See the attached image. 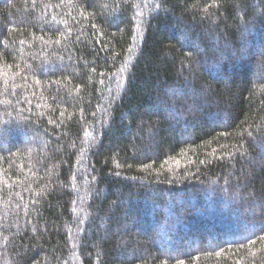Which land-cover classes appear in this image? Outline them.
<instances>
[{
    "label": "trees",
    "instance_id": "obj_1",
    "mask_svg": "<svg viewBox=\"0 0 264 264\" xmlns=\"http://www.w3.org/2000/svg\"><path fill=\"white\" fill-rule=\"evenodd\" d=\"M3 128L0 264H264V0H0Z\"/></svg>",
    "mask_w": 264,
    "mask_h": 264
},
{
    "label": "snow or ice",
    "instance_id": "obj_2",
    "mask_svg": "<svg viewBox=\"0 0 264 264\" xmlns=\"http://www.w3.org/2000/svg\"><path fill=\"white\" fill-rule=\"evenodd\" d=\"M9 131H10V130H9L8 128L0 129V135H6ZM171 159H175V158L172 157ZM178 162H179V161H177V163H178ZM167 163H168V161L165 160V161L163 162V164H161V168H163L164 165L167 164ZM197 259H198V258H197ZM177 264H185V262H184L183 260H180V261L177 262Z\"/></svg>",
    "mask_w": 264,
    "mask_h": 264
}]
</instances>
